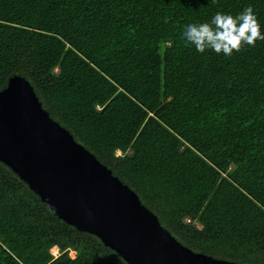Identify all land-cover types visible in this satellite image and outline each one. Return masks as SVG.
<instances>
[{
    "label": "trees",
    "instance_id": "obj_1",
    "mask_svg": "<svg viewBox=\"0 0 264 264\" xmlns=\"http://www.w3.org/2000/svg\"><path fill=\"white\" fill-rule=\"evenodd\" d=\"M249 5L264 35V0H0V90L32 81L194 252L264 264V40L225 56L182 37ZM0 264L129 263L0 161Z\"/></svg>",
    "mask_w": 264,
    "mask_h": 264
},
{
    "label": "water",
    "instance_id": "obj_2",
    "mask_svg": "<svg viewBox=\"0 0 264 264\" xmlns=\"http://www.w3.org/2000/svg\"><path fill=\"white\" fill-rule=\"evenodd\" d=\"M0 161L57 215L96 234L129 264H241L181 243L51 115L20 74L0 90Z\"/></svg>",
    "mask_w": 264,
    "mask_h": 264
},
{
    "label": "clouds",
    "instance_id": "obj_3",
    "mask_svg": "<svg viewBox=\"0 0 264 264\" xmlns=\"http://www.w3.org/2000/svg\"><path fill=\"white\" fill-rule=\"evenodd\" d=\"M182 37L195 45L198 52L211 49L230 56L233 50L240 51L242 45L255 46L257 39L264 40L260 25L251 5L235 17L231 14L217 12L211 23L187 24Z\"/></svg>",
    "mask_w": 264,
    "mask_h": 264
},
{
    "label": "rangeland",
    "instance_id": "obj_4",
    "mask_svg": "<svg viewBox=\"0 0 264 264\" xmlns=\"http://www.w3.org/2000/svg\"><path fill=\"white\" fill-rule=\"evenodd\" d=\"M56 246V245H55ZM52 251H53V253L55 254V255H59L60 253H61V250H60V247H59V251H55L54 250V246L52 247ZM75 251H71V255L72 256H75L76 255V252L74 253Z\"/></svg>",
    "mask_w": 264,
    "mask_h": 264
},
{
    "label": "bare ground",
    "instance_id": "obj_5",
    "mask_svg": "<svg viewBox=\"0 0 264 264\" xmlns=\"http://www.w3.org/2000/svg\"><path fill=\"white\" fill-rule=\"evenodd\" d=\"M54 250H55V251H59V246L56 245V246L54 247ZM74 253H75V252H74Z\"/></svg>",
    "mask_w": 264,
    "mask_h": 264
}]
</instances>
